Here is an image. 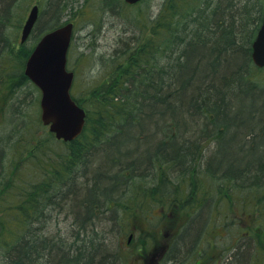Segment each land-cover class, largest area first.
Returning a JSON list of instances; mask_svg holds the SVG:
<instances>
[{"label":"trees","instance_id":"trees-1","mask_svg":"<svg viewBox=\"0 0 264 264\" xmlns=\"http://www.w3.org/2000/svg\"><path fill=\"white\" fill-rule=\"evenodd\" d=\"M12 1L0 0V52L5 42L1 28ZM255 2L252 17L248 7L252 0H165L150 29L126 39L120 60L116 61L119 55L112 58L113 72L100 86L90 87L84 102L73 96L85 110L86 123L70 143L57 142L39 119L28 124L18 113L26 130L18 147L27 144L22 152L26 158L21 161L19 154L10 160L15 175L7 181L8 187L0 180V264H118V251L110 252L101 230L87 228L91 221L87 220L98 217L94 213L98 197L116 189L119 179L127 188L137 183L142 194L153 195L156 183L166 184L170 170L178 169L189 171L192 178L176 181L177 185L194 184L197 192L206 178L201 175L222 177L228 202L234 199L240 211L248 207L256 213L251 235L237 246L231 262L245 264L246 249L252 245L255 263L258 253L264 259V188L260 187L264 185V80L254 79L261 69L251 62V43L261 24L264 0ZM49 7L54 9L49 17L53 29L61 17H55L56 0ZM2 101L0 114L8 105L5 98ZM45 131L46 140L37 138ZM49 144H59L61 153ZM213 144L217 149L209 155L206 150ZM155 157H162L157 166ZM34 169L41 172L39 181L31 179ZM144 174L155 175L147 181H154L148 190L142 185ZM77 177L84 181L76 182ZM74 183L75 190L65 196ZM153 201L145 217H154L161 225L157 246L143 261L158 255L175 232L180 253L193 248L200 217L185 230L181 226L188 214L178 215L172 225L168 216L152 211L157 208ZM53 209L72 212L75 223L87 233L81 236L77 230L65 244L58 232H46L48 220L59 213ZM78 214L89 218H77Z\"/></svg>","mask_w":264,"mask_h":264},{"label":"rangeland","instance_id":"rangeland-1","mask_svg":"<svg viewBox=\"0 0 264 264\" xmlns=\"http://www.w3.org/2000/svg\"><path fill=\"white\" fill-rule=\"evenodd\" d=\"M60 1L56 0L57 13L55 17H61L56 25L59 26L66 22L74 24L73 37L67 55V68L75 74L72 94L78 97L80 102H84L89 96V94H85L88 89L99 87L102 80L113 72L112 58L126 49V39L133 35L138 37L143 31L149 30L150 23L159 13L165 0H146L132 7H127L123 0H68V6L64 4L67 0H62L61 3ZM254 3H256L255 0H252L251 5H248L250 11H252ZM12 4L13 8L9 22L7 26L1 28V36L5 39V42L1 43L3 49L0 52V72L2 73H0V77L3 78H0V80H3L0 81V101L5 98V104L8 103L0 114V147L3 148V155L0 158V163H2L0 180L6 187L9 186L7 181L12 179V174H14L10 162L12 157L15 160L20 154L21 161L26 158V155L22 152L27 144L18 147V142L25 141L26 137L25 127L21 125L22 120H20L18 113H23V119L28 124L33 119L37 121L39 119V93L35 87L33 89L28 84L25 77L23 86L17 84L19 80L17 76H23L24 58L29 53L28 51L32 48L33 43L38 39L39 33L43 31L41 28L48 22V18L54 10L49 7L51 0H13ZM35 4L41 10L36 32L31 35L24 46H21L19 44L21 28L30 8ZM59 6L65 8L66 11H62L63 8H59ZM253 12L250 14L252 17H254ZM8 54L12 55L9 56ZM120 56H117L116 61L120 60ZM254 79L264 80V69L259 70L257 74L255 73ZM15 84H17L16 88L10 89ZM0 103H3V101ZM29 127L32 128L31 125ZM31 131L34 132L35 130L32 128ZM36 136L37 138L47 139L46 131L45 134L40 132ZM116 140H119V138H116ZM109 143L108 141L100 146L102 148ZM122 143L126 144L125 142ZM49 146L55 152L60 151L59 144L56 146L49 144ZM216 149V145L213 144L206 152L211 154V151ZM178 170H170L172 175L167 177L168 181L173 180L176 182L191 177L189 171L179 172ZM140 171L143 170L140 169ZM145 174L141 179H144V182L150 180V177H146L147 174ZM40 177H42L41 172L34 169V176L32 173L31 179L39 181ZM204 177L212 182H210L212 199L209 204V212L199 214L201 215L199 216L200 219H203L204 230L201 231L202 233L199 231L193 248L185 250L184 253H180L177 247L178 239L175 240L170 245L172 248H168L171 250L169 253L167 252L168 255L166 254L162 261L159 260L160 264H195V260H200L201 264L203 262L204 264H234L231 261L232 256L237 252V246L246 239L247 235H251L249 229H252L254 222L256 223L254 220L256 213H251L248 207L243 212H239L234 199H231V203L228 202L227 196L229 193L226 191L225 182L221 176L213 178L210 175H201V178ZM121 183L123 181L119 179L114 187L116 189H109V192L105 193L104 196H97L98 201L94 205V213L98 215V219L91 218L87 220V218V221L91 220L87 228L90 230L94 227L101 230L103 237L107 239L106 245L110 246V252L118 251V264H148L149 261H143V257L148 255L154 249V246H157V232L160 230L161 225L159 220L153 219L154 217L149 219L145 217L146 213H149V206L155 205L153 201L155 199L152 196H144L140 191V184L136 183L134 186L127 188ZM142 185L150 187L148 183ZM260 187L264 188V185ZM223 194L224 196H222ZM107 208L112 211H106ZM54 212L59 213L58 215L54 214V221L48 223L46 232L55 233L59 231V236L65 244L71 241L77 230L81 236L87 233V229L81 230L79 227L82 225L79 226L75 223L72 212L60 211L59 209ZM236 213L238 216H236ZM178 214L183 217L181 212H178ZM223 219L222 223L218 222ZM187 225H190V223ZM145 229L149 232L147 235L144 232ZM130 233H134L135 236L128 242L127 238ZM217 234L219 236L216 237ZM146 241L148 243H145ZM245 253V264H264V259H261L260 253H258L259 259L255 263L253 245L247 248ZM171 259L174 261H170Z\"/></svg>","mask_w":264,"mask_h":264},{"label":"water","instance_id":"water-1","mask_svg":"<svg viewBox=\"0 0 264 264\" xmlns=\"http://www.w3.org/2000/svg\"><path fill=\"white\" fill-rule=\"evenodd\" d=\"M127 4L139 0H124ZM38 16L32 7L21 31V41L28 37ZM72 33V24H66L44 35L25 64V75L41 91L40 119L57 139L71 141L82 131L84 111L70 96L73 73L66 70V54ZM252 62L264 67V16L252 43ZM151 264H155L152 262Z\"/></svg>","mask_w":264,"mask_h":264},{"label":"flooded vegetation","instance_id":"flooded-vegetation-1","mask_svg":"<svg viewBox=\"0 0 264 264\" xmlns=\"http://www.w3.org/2000/svg\"><path fill=\"white\" fill-rule=\"evenodd\" d=\"M40 16H41V10L39 17L36 21V24L34 25L30 35L36 32V26L38 24ZM45 31L46 30H43L41 31V33H39L38 39L33 43L31 49L34 48L37 41L40 39V37L43 35ZM203 182H204L203 188H200V191L198 192H197V187H194V184L193 185L188 184L185 187L184 185H179L180 186L179 187L177 183L174 182L173 180L167 181L166 184L164 185H162V183L157 182L156 183L157 187L154 189V191H152L153 195H150L148 192L146 193V191L144 192L143 195L146 196L147 194H149V196L152 197L154 196L153 198L156 201L157 208L155 209V211L154 209L152 211L157 212V214L159 213L161 215L168 216V218H170L171 220L172 225L177 222V216L179 215L178 212H181L182 214H184V216L185 214H188V217L186 218V220H184V222L190 223V225H188V227H190L191 224L195 221L194 218L201 216L199 214L208 212L209 199H210V182L208 181V178H205ZM144 190H148V189L145 188ZM177 192H181L179 194L180 196L177 195ZM181 227H185V225ZM176 235L177 232L174 233L173 237H176ZM195 264H201V261L195 260Z\"/></svg>","mask_w":264,"mask_h":264},{"label":"bare ground","instance_id":"bare-ground-1","mask_svg":"<svg viewBox=\"0 0 264 264\" xmlns=\"http://www.w3.org/2000/svg\"><path fill=\"white\" fill-rule=\"evenodd\" d=\"M8 9H7V14H6V16H5V19H4V21H3V25L2 26H7V23L9 22V18H10V15H11V10H12V8H13V4H12V2H10V4L8 5V7H7ZM46 18V17H45ZM50 21H51V19H49L48 18V24H46V25H44V26H46V27H42L41 28V30H45V28H48V27H50L51 26V24H52V22L50 23ZM50 23V24H49ZM18 77V81H17V84H20V86H23L24 84H25V80H24V76H21V75H19V76H17ZM214 150H212L211 151V153L213 152ZM166 153V151H164V154ZM166 155V154H165ZM210 155V154H209ZM209 155H207V157L209 156ZM155 158H157V159H153L154 161H153V165H155V166H157V162L160 160V159H162V157H155ZM159 159V160H158ZM154 177H155V175H151V177L150 178H152L153 180H154ZM79 181H81V180H79V178H76V182H78V183H80ZM153 183H154V181H152ZM152 182H150V183H148L147 181L146 182H144V183H148L149 185H150V187H152L153 186V183ZM150 187H146V186H144V188H150ZM74 188H76V185H75V183L72 185V186H69L68 188H67V190L68 191H66V195L65 196H67V192L68 193H70V192H72V190H75ZM212 194V193H211ZM210 194V199H209V204H210V202H211V195ZM65 198V197H64ZM94 201V200H93ZM94 204V203H93ZM210 207V206H209ZM209 207H208V212H209ZM57 209H53V211H56ZM46 212H50L49 210H46ZM56 215V214H55ZM58 215V214H57ZM89 218V216L87 215V214H85V215H77V218L79 217V218ZM56 217V216H55ZM54 215H53V217L51 218V219H49L48 220V223H50V222H53L54 220ZM202 220V225H201V227H200V232L202 231V230H204V224H203V219H201ZM75 221V220H74ZM77 224V223H76ZM58 233H59V231H57ZM57 232H55V233H57ZM202 233V232H201ZM103 240L104 241H107V239H106V237H103ZM102 244V243H101ZM77 245V244H76ZM103 245V244H102ZM65 248H67V247H64L63 249L64 250H66Z\"/></svg>","mask_w":264,"mask_h":264}]
</instances>
